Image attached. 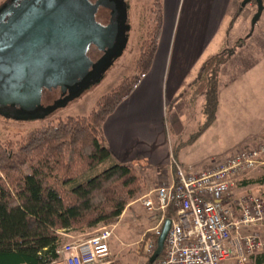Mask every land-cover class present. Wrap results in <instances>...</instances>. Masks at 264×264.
<instances>
[{"label": "trees", "instance_id": "1", "mask_svg": "<svg viewBox=\"0 0 264 264\" xmlns=\"http://www.w3.org/2000/svg\"><path fill=\"white\" fill-rule=\"evenodd\" d=\"M149 11L153 17L133 62L135 73L98 99L89 115L51 121L17 139L0 141V264H52L65 242L63 232H92L101 224L118 222L147 193L136 166L112 161L103 127L152 68L163 29V0H153ZM245 41L238 40L201 64L186 95L191 104L205 98V120L182 146L196 143L216 121L220 70ZM101 164L109 167L88 177ZM252 184L264 186V175L241 186ZM261 195L264 199V190ZM174 215L170 208L166 219ZM146 264H152L151 257ZM255 264H264V253Z\"/></svg>", "mask_w": 264, "mask_h": 264}, {"label": "rangeland", "instance_id": "2", "mask_svg": "<svg viewBox=\"0 0 264 264\" xmlns=\"http://www.w3.org/2000/svg\"><path fill=\"white\" fill-rule=\"evenodd\" d=\"M7 1L0 0V3L4 4ZM125 1L128 29L126 31L127 44L123 53L116 57L114 63L96 82L49 113L31 112L26 116H8L0 113L1 142L17 139L51 121L65 120L70 116L89 115L95 108L98 99L109 93L124 78L135 73L133 62L140 53V44L147 30V22L153 17L149 11L153 0ZM243 2L244 0H242ZM257 11L258 5L255 2L247 4L242 12L240 25L233 33L234 39L245 38L247 45L246 49L242 51V55L223 67L221 86L219 85L222 100L218 121L194 147L181 150L188 160L197 164L198 169L192 170L194 173L211 169L216 164L228 159L236 151L248 146H255L259 140L264 139V11L252 30V21ZM245 22L249 25L247 32L245 31L248 26ZM250 34L252 36L247 38ZM223 50L224 48L222 50L215 48V50H210V53L217 54ZM245 57L249 58V63L245 62L243 59ZM56 93L58 94V92ZM204 102L205 98L201 97L186 116L182 113L184 103L182 105L180 103L177 111L181 113L182 117L180 132L169 131L171 135L169 140L173 146L188 139L204 122L205 117L202 112ZM167 119L171 128L174 127V113L168 112ZM172 163L174 164V161L171 158L167 164L162 159L154 168L156 172L149 169L145 172L140 171V173L148 184L156 180L158 184H155V187L157 188L171 178ZM107 167L109 166L101 164L90 172L88 177L102 172ZM262 175H264V166L245 180L258 178ZM241 183L234 189L236 197L246 193L262 196L264 186L253 184L241 186ZM138 200L134 203H138ZM125 219L116 230L117 238L112 241L111 259H114L113 264H146L150 259L144 249L148 239H143L142 235L150 227V224L147 221H140L141 226L134 227L131 226V218ZM250 232H256L264 240V224L252 228ZM89 233L85 231L63 232L62 238L65 239L64 243H68L84 238ZM138 242H140L139 245Z\"/></svg>", "mask_w": 264, "mask_h": 264}, {"label": "built area", "instance_id": "3", "mask_svg": "<svg viewBox=\"0 0 264 264\" xmlns=\"http://www.w3.org/2000/svg\"><path fill=\"white\" fill-rule=\"evenodd\" d=\"M171 159L168 182L138 200L156 222L143 234L145 240L148 233L155 237L144 247L150 257L168 210L175 212L163 255L152 264H255L264 240L250 230L264 224V199L251 193L236 197L234 189L264 166V139L200 172L187 170L174 155ZM117 228L118 222L101 224L84 238L63 243L52 264H113Z\"/></svg>", "mask_w": 264, "mask_h": 264}, {"label": "crops", "instance_id": "4", "mask_svg": "<svg viewBox=\"0 0 264 264\" xmlns=\"http://www.w3.org/2000/svg\"><path fill=\"white\" fill-rule=\"evenodd\" d=\"M163 10V29L152 68L132 95L108 117L103 127L104 136L112 154V161L116 163L134 165L142 172L149 169L155 171L154 168L160 160L163 159L167 164L173 154L180 165L192 171L198 169L197 164L188 160L181 150L194 147L218 121L223 67L242 55V51L246 49V41L220 70L219 108L214 124L196 143L188 146H182V141L173 146L169 140V131L180 132L182 117L177 112L180 103H184L182 113L186 116L199 101L200 98L195 104H191L186 92L197 76L201 64L209 56L216 54L210 53V50L229 48L238 40L244 39L233 38V33L240 25L244 7L242 0H163ZM236 13L239 16L230 26ZM245 24L248 26L245 31L247 32L249 25L246 22ZM243 59L246 63L250 61L248 57ZM168 112L174 113L172 128L168 123ZM155 184H158L156 180L146 183L147 194L156 188ZM153 197L155 198L154 194ZM125 216L131 218V226L134 227L141 226L140 221H147L150 227L146 231L156 225L140 202L131 204L124 211L118 227ZM154 238L153 236L152 239Z\"/></svg>", "mask_w": 264, "mask_h": 264}, {"label": "water", "instance_id": "5", "mask_svg": "<svg viewBox=\"0 0 264 264\" xmlns=\"http://www.w3.org/2000/svg\"><path fill=\"white\" fill-rule=\"evenodd\" d=\"M98 1L11 0L0 7V105L15 108L0 113L53 111L96 82L112 58L123 53L126 1L110 0L112 10L105 14L110 23L100 19ZM255 1L258 11L252 30L264 11V0ZM250 2L244 0L242 7ZM98 50L104 55L94 62L91 56ZM44 89H60V98L52 106L42 105ZM171 225L172 220L166 219L151 262L163 253Z\"/></svg>", "mask_w": 264, "mask_h": 264}, {"label": "flooded vegetation", "instance_id": "6", "mask_svg": "<svg viewBox=\"0 0 264 264\" xmlns=\"http://www.w3.org/2000/svg\"><path fill=\"white\" fill-rule=\"evenodd\" d=\"M11 0H8L7 2H10ZM91 2H97V0H90ZM107 1V3L109 2L110 3V0H100L98 1V11L100 13V19L106 23H110L109 20L107 19L106 17V13L111 11L112 10V7H111V4L105 6L104 5V2ZM5 4V3H4ZM18 4V3H16ZM127 21L128 19L126 20V23H125V27H127ZM117 49L120 48V44L119 42L117 43ZM104 55V52L103 51H96L92 56H91V59L94 61V62H97L99 59H101ZM117 56H114L112 58V61L110 62V65L109 67L114 63L115 59H116ZM108 67V68H109ZM106 70L103 71V73L105 72ZM102 73V75H103ZM101 75V76H102ZM58 92V94L56 93ZM68 94V93H67ZM60 98V89H57V90H54V91H48L46 89L43 90V95H42V105L44 107H49V106H52L54 104V102L56 100H58ZM0 110L2 113H12L14 112L15 108L12 107V106H9V105H0ZM51 112V111H50ZM49 113V112H48ZM20 116H26L27 114L26 113H20L18 114Z\"/></svg>", "mask_w": 264, "mask_h": 264}]
</instances>
